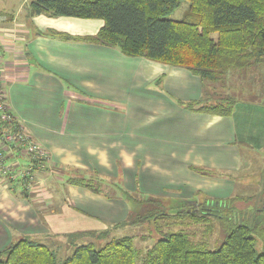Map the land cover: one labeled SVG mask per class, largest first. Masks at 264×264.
I'll return each instance as SVG.
<instances>
[{"label": "crops", "instance_id": "1", "mask_svg": "<svg viewBox=\"0 0 264 264\" xmlns=\"http://www.w3.org/2000/svg\"><path fill=\"white\" fill-rule=\"evenodd\" d=\"M31 1L0 14L2 86L14 123L46 156L0 144L17 174L0 173V252L26 237L68 253L97 229L90 210L129 214L120 191L173 205L251 198L233 203L264 216V93L233 98L228 115L198 110L216 102L213 84L84 40L102 20L30 16Z\"/></svg>", "mask_w": 264, "mask_h": 264}, {"label": "trees", "instance_id": "2", "mask_svg": "<svg viewBox=\"0 0 264 264\" xmlns=\"http://www.w3.org/2000/svg\"><path fill=\"white\" fill-rule=\"evenodd\" d=\"M184 2L188 3L184 17L168 19ZM28 10L30 16L102 20L97 34L84 40L118 48L128 57L188 69L210 85L232 71L264 65V0H32ZM233 105L234 101L227 98L198 110L228 115ZM18 127L15 123L9 125L11 130ZM28 178L26 183L31 181ZM71 182L95 189L84 179L76 177ZM124 197L142 210L148 211L153 204L160 207L157 198L141 200L127 193ZM250 199H202L196 207L177 203L167 213L161 210L146 215L152 217V230L158 239L140 264H264V252L257 254L255 250L253 219L251 225L224 221L237 209L233 202ZM209 219L225 222L214 238ZM174 226H191L192 230L189 234L165 231ZM221 231L224 239L210 250L208 241L216 244ZM136 256L130 237H113L100 248L91 244L75 246L60 264H137ZM0 264H58V259L50 247L23 237L0 252Z\"/></svg>", "mask_w": 264, "mask_h": 264}, {"label": "rangeland", "instance_id": "3", "mask_svg": "<svg viewBox=\"0 0 264 264\" xmlns=\"http://www.w3.org/2000/svg\"><path fill=\"white\" fill-rule=\"evenodd\" d=\"M19 1L22 2V0H0V14L14 10L17 6L16 3ZM187 9H188V3L184 2L174 13H172V15L168 17V19L181 20L184 17V14L186 13ZM210 87L208 90H210ZM212 91L215 97L211 98V100L216 101L213 102V104L220 103L221 101L227 98L229 99L235 98L237 101L238 100L242 101L244 99L250 100L248 98H252L255 95L261 96L264 93V65L253 66V68L250 69V72H248L247 70L232 71L228 73L223 80L213 84V88L211 92ZM209 95L210 94H208V97ZM210 104L211 103H208V105ZM105 183H106L105 181L101 180L99 183L96 181L88 184L95 185L101 191L103 190L109 191L108 188H106ZM120 192H123L122 193L123 196L124 193H126L125 191H120ZM199 197L200 196H198V198ZM123 199H125V197ZM136 199H141V198L136 197ZM172 199L174 198L163 197V198L155 199L159 202L160 207H158L156 204H153L151 206L149 205L150 208L148 211L146 208L142 210L140 205L138 206L132 201L129 208L130 212L129 214H125V215L109 214L104 211L94 212L93 210H90V212L92 213H87L85 215L86 223L89 222L91 224H96L97 229L87 230L86 236L83 237V239L86 240L85 244H91L92 246H94V248H100L108 240V238L110 239L113 237L114 238L130 237L132 239V244L134 246V249L137 253L136 263L140 264L142 259L145 257L147 250H149L158 239V236L152 230L154 227L152 217H147L146 215L150 213H152V215H155L154 213L157 214L161 210H163L164 213H167L169 211V208L175 207L172 204ZM124 201L127 202L126 199ZM197 204H199V202L196 201L195 206L193 205L192 206L196 207ZM184 206L188 208L191 207V205H184ZM144 216H146L145 219H143ZM251 219H253V221L256 223L254 225V228L252 227V235L254 236L255 250L257 254H261L264 252V227L262 226L263 229L260 230L258 224L259 222L262 223V221H264V216L255 215L254 217H252L248 215L247 212L235 209L230 213L228 219L225 218V220L224 219L223 220L227 224H230V222L236 224L240 222L241 223L244 222L247 224L249 223L251 225V223L253 222ZM132 221H136V222H132ZM225 222L221 223L217 219H209L208 224L214 226L212 227L214 229L211 237L214 238V235L217 236V234L219 233V229L221 228L220 225L221 224L225 225ZM98 225H102V226L98 228ZM196 227L201 230L205 229L204 227H198V226H195L193 228ZM179 230H182L183 233L185 234L186 233L189 234L190 233L189 231H191L192 228L191 226L190 227L174 226L167 228L165 231L176 232ZM222 230L224 231L223 226H222ZM221 233H220L221 238L218 240L216 244L208 241V248L210 250L216 249L220 245L221 241L224 239V234L222 231ZM72 252L73 250L69 251L68 253H65V250L57 249L56 255L58 259V264H60L63 261V259L68 254L70 255Z\"/></svg>", "mask_w": 264, "mask_h": 264}, {"label": "built area", "instance_id": "4", "mask_svg": "<svg viewBox=\"0 0 264 264\" xmlns=\"http://www.w3.org/2000/svg\"><path fill=\"white\" fill-rule=\"evenodd\" d=\"M3 71H2V56L0 48V144L3 150L15 149L22 151L25 155H28L31 159H42L46 156L45 151L34 141H32L23 132V129L18 127L14 130L9 129V125L14 123L8 109L6 102L5 91L2 86ZM4 157L0 153V173L1 175H9V177H17V174H13V167L5 166ZM28 176V175H26ZM31 177H29L30 179Z\"/></svg>", "mask_w": 264, "mask_h": 264}, {"label": "water", "instance_id": "5", "mask_svg": "<svg viewBox=\"0 0 264 264\" xmlns=\"http://www.w3.org/2000/svg\"><path fill=\"white\" fill-rule=\"evenodd\" d=\"M260 196H257L256 198L258 199ZM181 203V205L182 206H184V205H193V206H195V204H196V200H193V201H181L180 202Z\"/></svg>", "mask_w": 264, "mask_h": 264}]
</instances>
